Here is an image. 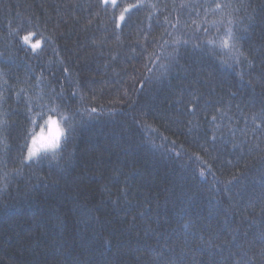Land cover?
Segmentation results:
<instances>
[{"label": "trees", "instance_id": "obj_1", "mask_svg": "<svg viewBox=\"0 0 264 264\" xmlns=\"http://www.w3.org/2000/svg\"><path fill=\"white\" fill-rule=\"evenodd\" d=\"M0 264H264V0H0Z\"/></svg>", "mask_w": 264, "mask_h": 264}, {"label": "snow or ice", "instance_id": "obj_2", "mask_svg": "<svg viewBox=\"0 0 264 264\" xmlns=\"http://www.w3.org/2000/svg\"><path fill=\"white\" fill-rule=\"evenodd\" d=\"M113 3H115V0H113ZM137 7H143V5H139ZM217 10H223L225 7H227L226 4L223 3H216L215 5ZM127 11V9L125 10ZM120 20H124V16H120ZM19 32V30H18ZM35 34L29 33L27 35H23L20 37V39L23 41L24 44L28 45L30 44L31 49H39L41 48L40 43H31V40ZM227 37L228 39L222 40V45L227 47L229 39L236 40L237 37L234 36L231 28L227 30ZM211 42V41H210ZM57 99H60L58 96ZM52 111H55L54 109ZM92 111H95L93 109ZM28 119L29 124H34V127L29 129L28 127H25L24 134L25 136L30 138V146L26 142L20 149L21 153L24 151H27V155L29 160H31L32 157L38 156L42 151L48 152L49 150L52 151L53 155L57 150L60 152H63V145L61 143V138H64V142L67 143L70 134L75 131V128L66 130L61 128L60 123L56 118H54L53 115H47V118L45 119V114L41 113L40 120L44 122V124L47 126L43 127L38 122H33L30 118L26 117ZM14 130V126L10 125L8 128L5 129V131L10 135L11 131ZM21 163L23 161L21 160ZM29 167L31 165H28ZM16 171H19L17 169Z\"/></svg>", "mask_w": 264, "mask_h": 264}, {"label": "rangeland", "instance_id": "obj_3", "mask_svg": "<svg viewBox=\"0 0 264 264\" xmlns=\"http://www.w3.org/2000/svg\"><path fill=\"white\" fill-rule=\"evenodd\" d=\"M109 1H113V0H104V2H109ZM121 21V20H120ZM47 128V127H46ZM28 156V155H27ZM29 159V158H28Z\"/></svg>", "mask_w": 264, "mask_h": 264}]
</instances>
